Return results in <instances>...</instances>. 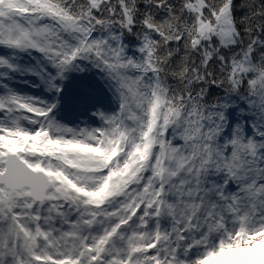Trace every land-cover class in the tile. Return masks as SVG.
Returning <instances> with one entry per match:
<instances>
[{
    "label": "snow or ice",
    "instance_id": "6c2138e0",
    "mask_svg": "<svg viewBox=\"0 0 264 264\" xmlns=\"http://www.w3.org/2000/svg\"><path fill=\"white\" fill-rule=\"evenodd\" d=\"M0 264H264V0H0Z\"/></svg>",
    "mask_w": 264,
    "mask_h": 264
},
{
    "label": "trees",
    "instance_id": "16d2710c",
    "mask_svg": "<svg viewBox=\"0 0 264 264\" xmlns=\"http://www.w3.org/2000/svg\"><path fill=\"white\" fill-rule=\"evenodd\" d=\"M21 87L25 90L29 86L21 84ZM62 92L58 114L64 117L79 111L81 107L90 110L93 115L97 110L111 112L113 109L110 105H118L106 81L95 69L69 73L63 82ZM93 117L99 120L96 116Z\"/></svg>",
    "mask_w": 264,
    "mask_h": 264
},
{
    "label": "rangeland",
    "instance_id": "374dc122",
    "mask_svg": "<svg viewBox=\"0 0 264 264\" xmlns=\"http://www.w3.org/2000/svg\"><path fill=\"white\" fill-rule=\"evenodd\" d=\"M25 91H31L34 94H38L40 90L27 87ZM110 107L114 111L118 107V105L111 104ZM57 118L72 127H75L77 125L82 127L85 124L90 125V126H99V123H100L99 120L95 119L93 115L90 114V110L88 109L86 110V108H83V107H81L79 111H75L71 115L65 116V117L60 116L57 113Z\"/></svg>",
    "mask_w": 264,
    "mask_h": 264
}]
</instances>
